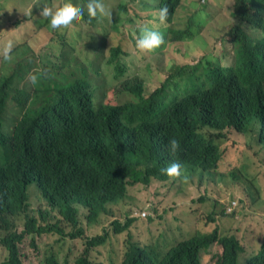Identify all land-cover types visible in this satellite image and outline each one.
<instances>
[{"label":"trees","instance_id":"trees-1","mask_svg":"<svg viewBox=\"0 0 264 264\" xmlns=\"http://www.w3.org/2000/svg\"><path fill=\"white\" fill-rule=\"evenodd\" d=\"M18 2L0 0V16L6 13L9 20L8 9ZM87 2L37 0L31 12L45 4L57 9L70 4L85 13L74 25L93 26L100 15L89 18ZM118 2L114 29L121 30L118 21L140 22L133 36L145 25L165 32L164 42L152 50L138 49L130 36L145 68L128 64L120 46L106 56L105 32H88L91 43H85L78 30L52 32L43 17L35 20L39 36L53 34L46 48L56 53L42 56V50L21 43L10 60L0 57V264H24L26 238L39 249L36 238L46 234L60 237L40 251L43 264H103L96 257L107 246L110 230L127 234L121 264H199L200 248L210 243L225 247L223 264H236L241 241L220 229L236 221L247 200L264 199L258 181L264 172V0H234V19L216 31L203 51L199 39L219 19L212 12L215 6L223 8L225 0ZM132 4L139 18L132 15ZM162 4L169 12L163 23L158 20ZM188 32L190 48L181 52L176 42H185ZM99 39L104 48L96 45ZM84 51L86 63L80 57ZM148 52L166 62L151 68ZM32 75L38 77L35 85ZM170 138L179 141L175 153L168 150ZM227 139L234 145L221 152ZM172 161L182 164L180 177L161 171ZM194 177L200 183L207 178L212 192L219 185L224 199L212 198L205 189L196 204L209 201V212L224 211L226 220L212 224L207 215L192 223L200 231L164 251L157 249L158 236L178 229L185 215L159 225L161 212L170 209L161 211L140 197L130 213H123L124 220L111 221L114 229L100 223V215L111 216L109 205L127 197L130 186L158 181L169 187ZM32 183L47 203L40 218L28 213ZM82 208L87 210L83 214ZM21 220L24 230L18 228ZM97 225L106 229L104 234L90 235ZM70 239L82 241L83 249L73 250ZM108 247L120 244L109 239Z\"/></svg>","mask_w":264,"mask_h":264},{"label":"rangeland","instance_id":"rangeland-1","mask_svg":"<svg viewBox=\"0 0 264 264\" xmlns=\"http://www.w3.org/2000/svg\"><path fill=\"white\" fill-rule=\"evenodd\" d=\"M37 0H19L16 5L10 6L8 9L10 11L9 20L5 17L6 13L0 16V22L4 23L0 25V53H2L3 48L6 46L8 41H13L15 46L21 43H29L36 49L42 50L41 55L56 53L57 49L53 47L46 48V44L48 40L51 38L53 34L51 33H43L41 35L37 28L38 26L35 23V20H39L42 15L41 11L38 13H32V7L36 3ZM61 2H65V0H60ZM105 7L109 10L110 15L108 17L100 16L96 25L88 26V25H73L70 29L63 31L67 32L69 35L74 30H78L77 36L81 33L82 38L85 40V43H91L89 37L87 35L88 32L100 30L103 33L105 32L107 35V45L103 43L101 39L98 40L96 45H103L104 54L109 56L111 54V50L116 47H121L123 54L126 53V62L130 65L139 64L141 68L146 67V62H140L136 53V48L134 47L132 41L130 40V36H133L137 31L134 26L139 27L140 22H136L134 25L131 23H119L118 27L121 26V30L118 28L114 29L112 27V17L113 13H115L116 17V8L118 5V0H104ZM152 4H155V0H150ZM190 0H182V3H187ZM234 4V0H225V5L223 8L219 6H215L213 10V17L218 16L219 19L214 22L211 26L206 27L203 30V33L199 39V48L204 50V47L211 45L214 41V36L217 35L216 31L224 30V27L228 25L234 17L231 15V7ZM40 6V5H39ZM136 6L134 4L131 5L132 15L134 16V10ZM125 17L126 13H122ZM135 18H139L134 16ZM18 20H23L19 25H17ZM122 22H128V20H122ZM40 22L37 21V24ZM226 26V28H228ZM154 29L159 30L164 38L165 32L162 27H154ZM61 32V33H63ZM134 35L133 37H135ZM190 36L189 32L187 35V39L185 42L177 41L176 45L180 49L181 52H187L190 48ZM197 39H194L192 43H195ZM170 43V42H169ZM168 43V45H169ZM95 45V46H96ZM161 46V45H160ZM158 46V47H160ZM157 48V47H156ZM100 51L101 48H98ZM87 51H84L83 54L80 55L81 59L86 63L85 57L87 55ZM150 58L147 62L150 63V67L154 68L158 65H163L166 62V59L160 58L158 60L157 52L150 53ZM30 54V52H29ZM2 55H0L1 57ZM94 60L96 57L94 55ZM61 64V59L59 60ZM104 72H109L104 69ZM13 125V123H12ZM235 137V136H234ZM233 142H229L228 139L221 143V152L224 149H227L229 146L234 145ZM167 167V166H166ZM164 173V172H163ZM168 176L166 173H164ZM195 177L193 180L189 182H176L169 187L163 186L162 183L158 181H153L149 186L138 185V186H130L128 189V196L124 199L120 200L119 204L111 203L108 207L107 213H112L111 216L104 215L106 213H102V221L100 222L104 227L113 226L112 220L120 217L121 220L125 219L124 212L131 211L132 207H134L139 201L140 197L153 204H157L160 206V210L170 209L167 212H161L163 218L157 220V224L161 225L166 221H169L174 216L185 215L180 220L183 222L178 229L172 230L170 232H165L158 236V247L157 249L164 251L176 240L186 237L194 232L200 231L197 227L193 226L192 223L195 221H200L205 218L207 215L211 217L212 224L216 220L224 221L227 218L222 216V212L217 213L215 216L210 213V202H200V204H196L197 197L205 190L208 189L209 195L214 199H224V196L219 195V185L213 186L211 191V185L208 184L207 178L204 179L202 183L198 180L195 182ZM261 194L264 196V172L258 178ZM36 188V183H32L29 186V191H31V199L29 201V209L28 213L30 215H35L37 218H40L39 210L45 209L47 206L46 201L42 200L33 188ZM32 189V190H31ZM199 189V192L198 190ZM87 210L84 208L81 209V214L85 213ZM56 214V212H53ZM87 216V214L82 215V217ZM58 218L61 219L58 214ZM42 221V220H41ZM212 227H214L212 225ZM19 230H24V221L21 220L18 226ZM102 226L97 225L93 230H88L90 235H94L98 233L99 235H103L105 230ZM114 229V226H113ZM215 229V227H214ZM108 231V230H107ZM222 233L225 232H234L238 235L241 243L245 247L244 257H249L252 255H257L261 249V242L264 240V199L257 200H247L242 207L241 213L236 221L227 228L220 229ZM107 241L103 245H107L102 248L100 254H97L96 257L103 264H117L119 263L123 255L125 253L124 250V242L127 240V234L125 232L116 234L114 230L108 231ZM60 235L56 234H46L43 236H39L36 238V245L39 249H36L31 245V238L27 237L26 242V255L23 258L24 264H43V257L40 253L47 245L54 243V241L59 238ZM190 237V236H188ZM186 237V238H188ZM118 242L120 244V248H110L108 247V241ZM185 239V238H183ZM181 239V240H183ZM69 244L73 247V250L81 251L83 249L82 241H74L72 239L69 240ZM0 253L3 252V248H0ZM39 250V251H38ZM221 251V246L218 244H214L207 251L206 255H204V264H213L217 260V256ZM203 263V261H202ZM71 264H74L73 260H71Z\"/></svg>","mask_w":264,"mask_h":264},{"label":"clouds","instance_id":"clouds-1","mask_svg":"<svg viewBox=\"0 0 264 264\" xmlns=\"http://www.w3.org/2000/svg\"><path fill=\"white\" fill-rule=\"evenodd\" d=\"M86 9L89 18H94L98 15L108 17L110 15V12L108 9H106L103 0H88ZM168 14L169 12L167 4H162L158 10V20L161 23L165 22ZM41 15L45 20L48 21V25L52 32H63L70 29L74 24L79 23L83 19L85 13L83 10L74 9L70 4H65L60 9H57L55 6L50 7L45 4V6L41 9ZM163 42V34L159 30L151 28L147 25L142 27L139 33L135 36V46L140 50H152L160 46ZM14 47L15 43L11 40L8 41L6 46L3 48L2 53H0L4 60L11 59V53ZM30 80L31 83L35 85L37 83L38 77L32 75L30 76ZM178 148L179 141L175 138H170L168 140V150L171 153H175ZM182 170V164L176 161H172L167 167L161 169L162 172L166 173L170 177H180L182 175ZM185 179H187V177H185ZM114 233L118 234L117 232ZM212 245L213 244L210 243L208 246L200 248L198 252L199 264H204L203 257L206 255L207 251ZM239 246L240 251H238L236 257V264H264V240L261 242V249L258 254L249 257H244V245L240 243ZM224 253L225 247L222 248L221 246V251L217 256V260L213 264H223ZM122 260L117 264L123 263L124 261Z\"/></svg>","mask_w":264,"mask_h":264}]
</instances>
